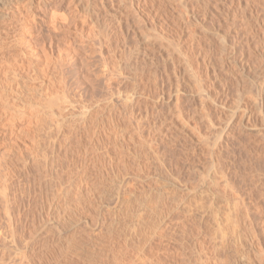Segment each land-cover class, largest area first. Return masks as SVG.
I'll return each mask as SVG.
<instances>
[{
    "label": "rangeland",
    "instance_id": "obj_1",
    "mask_svg": "<svg viewBox=\"0 0 264 264\" xmlns=\"http://www.w3.org/2000/svg\"><path fill=\"white\" fill-rule=\"evenodd\" d=\"M263 104L264 0H0V264H264Z\"/></svg>",
    "mask_w": 264,
    "mask_h": 264
},
{
    "label": "bare ground",
    "instance_id": "obj_2",
    "mask_svg": "<svg viewBox=\"0 0 264 264\" xmlns=\"http://www.w3.org/2000/svg\"><path fill=\"white\" fill-rule=\"evenodd\" d=\"M197 16H198V15H197ZM195 17H196V16H195ZM199 19H200V18H199ZM199 19H198V20H199ZM121 20H122V19H121ZM194 20H196V19H194ZM118 21H119V20H118ZM118 23H119V22H118ZM121 24H122V23H121ZM119 25H120V24H119ZM116 27H117V26H116ZM118 27H119V26H118ZM187 69H188V68H187ZM177 78H178V77H177ZM198 79H199V78H198ZM141 80H142V79H141ZM177 80H178V79H177ZM177 80H176V85L174 84L175 82L173 83V84L176 86V88H175L176 90H177L178 87H179V85H177V83H178L179 80H178V81H177ZM179 83H180V82H179ZM177 86H178V87H177ZM170 88H171V87H170ZM170 88H169V89H170ZM176 105H177V104H176ZM263 105H264V104H263ZM132 106H133V105H132ZM177 106H178V105H177ZM102 110H103V109H102ZM202 111H203V110H202ZM204 112H206V110H205ZM141 114H142V113H141ZM87 115H89V114H87ZM90 115H91V114H90ZM90 115H89V117H91ZM141 116H142V115H141ZM144 116H145V119H146V114H145ZM147 116H148V114H147ZM89 117H87V118L90 120ZM94 117H95V116H94ZM137 118H138V117H136V118H134V119H137ZM140 118H141V117H140ZM142 118H144V117H142ZM91 119H92V118H91ZM98 119H99V118H98ZM100 119H101V118H100ZM145 119H144V120H145ZM150 119H151V118H150ZM150 119H149V120H150ZM94 120H96V119L94 118ZM94 120H93V121H94ZM137 120L139 121V120H141V119L138 118ZM86 121H87V120H86ZM91 121H92V120H91ZM102 121H103V120H102ZM147 121H148V120H147ZM152 121H154V120H152ZM94 122H96V121H94ZM149 122H150V121H149ZM149 122H148V123H149ZM210 122H211V121H210ZM154 123H155V122H154ZM154 123H153V124H154ZM90 124H92V123L90 122ZM92 125H93V124H92ZM94 125H95V124H94ZM94 125H93V126H94ZM100 125H102V124L100 123ZM211 125H212V124H211ZM90 126H91V125H90ZM96 126H97V125H96ZM101 127H103V126H101ZM155 127H156V126H155ZM155 127H154V125H153V128H155ZM93 128L96 129V127H92V130H93V131L95 130V129H93ZM98 128H99V127H98ZM98 128H97V129H98ZM89 129L91 130V127H90V128L88 127V130H89ZM90 130H89V131H90ZM101 130H102V129H101ZM98 132H99V131H98ZM93 133H96V132H92V135H91V134H90V135L93 136ZM101 133H102V132H101ZM97 134H98V133H97ZM97 134H95V135H97ZM99 135H100V133H99ZM98 137H99V136H98ZM94 138H95V137H94ZM96 138H97V137H96ZM81 146H82V145H81ZM81 146H80V147H81ZM81 148H83V147H81ZM92 151H94V150H91V152H92ZM91 154H92V153H91ZM91 154H90V155H91ZM94 154H95V152H94L91 156H93ZM67 155H68V154H66V156H67ZM99 155H100V154H99ZM99 155H98V156H99ZM68 156H69V155H68ZM94 156H95V155H94ZM99 157L101 158V156H99ZM67 158H68V157H67ZM77 158H78V157H77ZM87 159H88V158H87ZM90 159H92V158H90ZM93 159H94V158H93ZM83 160H86V158H84ZM73 161H74V160H73ZM66 162H67V161H66ZM68 162H69V160H68ZM70 162H72V161H70ZM70 162L68 163L69 165H74V164H70ZM75 162H76V159H75ZM80 162L82 163L83 161H80ZM72 163H74V162H72ZM83 163H84V165H85V167H86V164H85L86 162L84 161ZM83 163H82V165H83ZM89 163H90V160H89ZM89 163H87V164H89ZM74 166H75V165H74ZM80 166H81V165H80ZM67 167H68V165H67ZM67 167H66V169H68ZM82 167H83V166H82ZM88 167H89V165H88ZM88 167H87V168H88ZM71 168H72V167L70 166V169H71ZM87 168H86V171H85V169L83 168V169H84V172H83V170H81L82 173L87 172V171L89 170V169H87ZM71 170H73V169H71ZM71 170H68V171H71ZM73 171H74V170H73ZM73 171H72V172H73ZM72 172H69L70 175L73 174ZM75 172H76V171H75ZM75 172H74V173H75ZM79 172H80V171H78V173H79ZM82 173H81V174L79 173V174L82 176ZM87 173H88V172H87ZM76 174H77V173H75V175H76ZM66 175H67V174H66ZM75 175L73 174V177H76V178H77V177L79 176V175H77V176H75ZM86 175H87V174H86ZM92 175H93V174H92ZM94 175H95V174H94ZM97 175H98V174H97ZM71 177H72V176H71ZM71 177L68 175L67 178L69 179V178H71ZM84 177H85V176H84ZM87 177H88V176H86V178H87ZM90 177H92V176L90 175ZM94 177H95V176H94ZM97 177H98V176H97ZM93 179H95V178H93ZM70 180H71V179H70ZM70 180H68V181L70 182ZM73 180H74V179H73ZM77 180L79 181L80 178L78 177ZM82 180H83V179H82ZM95 180H96V179H95ZM95 180H94V182H95ZM68 181H65V182L68 183ZM78 181H76V179H75L74 182H78ZM72 182H73V181H71L70 183H72ZM74 182H73V183H74ZM92 182H93V181H92ZM94 182H93V183H94ZM98 182L101 183V181H98ZM70 183H69V184H70ZM81 183H82L81 185H83V184L85 183L84 180L81 181ZM95 183H96V182H95ZM100 183H99V184H100ZM69 184H68V185H69ZM74 184H75V183H74ZM78 184H79V182H78ZM90 184H91V183H90ZM101 184H102V183H101ZM65 185H66L65 188H68V187L70 188V186H71L72 184H71L70 186H68V187H67V184H65ZM86 185H88V184H86ZM79 186H80V185H79ZM91 186L94 187L93 185H91ZM91 186L88 185L87 188L90 187V189H92ZM100 186H102V185H100ZM103 186H104V185H103ZM63 187H64V186H63ZM71 187L73 188V187H75V186L72 185ZM80 187H81V186H80ZM80 187L78 188L79 190H81ZM95 187H96V186H95ZM95 187H94V188H95ZM105 187H106V186H105ZM65 188H63V189H65ZM69 188H68V189H69ZM72 188H71V190H72ZM82 188H83V186H82ZM84 188H86L85 185H84ZM84 188H83V189H84ZM94 188H93V190H95V192H96L97 189H96V188L94 189ZM97 188H99L98 185H97ZM102 188H103V187H101V191H102L103 189H105V188H103V189H102ZM63 189H61V191H63ZM73 189H74V188H73ZM65 190H67V189H65ZM84 190H85L84 192H86V193L89 191L88 189H84ZM98 190L100 191V189H98ZM98 190H97V192H98ZM67 191H68V190H67ZM67 191H66V192H67ZM75 191L77 192L78 190H75ZM82 191H83V190H82ZM82 191H81V192H82ZM105 191H106V189H105ZM105 191H104V192H105ZM56 192L58 193L59 191L57 190ZM66 192H62V193L65 194ZM70 192H73V191H70ZM76 192H75V193H76ZM84 192H83V193H80V195H81V194H86V193H84ZM91 192H92V190H90V192H88V194L91 193ZM102 192H103V191H102ZM73 193H74V192H73ZM75 193H74L73 195H75ZM77 193H78V192H77ZM77 193H76V195H77ZM99 193H100V192H99ZM99 193H98V194H99ZM238 193H239V192H238ZM55 194H56V193H55ZM64 194H63V196H64ZM68 194L70 195V193H67V196H68V198H69L70 196H69ZM71 194H72V193H71ZM88 194H86V195H88ZM91 194H94V193H91ZM101 194H102V193H101ZM101 194H99V197H100ZM155 194H156V193H155ZM155 194H154L153 196L151 195V196L148 198V200H147V202H148V204H149V207H150V210H151V212H152V216H153V215L155 216V215L158 213V211L162 208V205L164 204L163 202L165 201V200H164V197H163V193H162V194H161V193H158V194H156V195H155ZM160 194H161V195H160ZM239 194H240V193H239ZM56 195H57V194H56ZM56 195H55V196H56ZM61 195H62V194H61ZM80 195H79V193H78V197H82V196H83V195H82V196H80ZM89 195H90V194H89ZM167 195H171V194H167ZM167 195H165V197H166L165 199H168V196H167ZM59 196H60V195H59ZM59 196H58L57 198H59ZM65 196H66V194H65ZM67 196H66V197H67ZM84 196H85V195H84ZM93 196H94V198H95V196L98 197L97 195H93ZM66 197H65V200H68V199H66ZM85 197H86V196H85ZM89 197H90V196H89ZM99 197H98V199H99ZM241 197H243V196H241ZM72 198H73V197H72ZM76 198H77V196H76ZM94 198H91V199H92V200H96V198H95V199H94ZM101 198H102V197H100V199H101ZM103 198L105 199V195H104ZM238 198H239V197H238ZM86 199H88V197H87ZM86 199H85V200H86ZM104 199H102V201H103ZM172 199H173V198H172ZM58 200H59V199H58ZM62 200L65 201L64 199H62ZM62 200H60V201H62ZM74 200H75V196H74ZM74 200H68V201H70V202H67V203H68V204H69V203H70V204H74L75 201H78V202H79V201H81V200H83V199L80 198L79 200H78V199H76L75 201H74ZM88 200H90V199H88ZM234 200H236V199L234 198ZM239 200H240V199H239ZM63 201H62V202H63ZM73 201H74V202H73ZM167 201H169V199H168ZM167 201H166V202H167ZM232 201H233V200H232ZM236 201H237V200H236ZM78 202H77V204H80V202H79V203H78ZM86 202H87V200H86ZM99 202H100V201H99ZM170 202H171V201H170ZM172 202H173V201H172ZM237 202H238V201H237ZM64 203L66 204V202H64ZM82 203H83V202H82ZM91 203H92V202H91ZM97 203H98V202H96V204H97ZM168 203H169V202H168ZM173 203H174V202H173ZM75 204H76V203H75ZM170 204H171V203H170ZM170 204H169V205H170ZM212 204H213V203H212ZM234 204H236V206H235L234 208H233V206H232V208H233L236 212H234V210H232V211H233L234 214H235V213L238 214V211H241V210L239 209L240 207H238V205H239L240 203L238 204V203H236V202L234 201ZM234 204H233V205H234ZM80 205L82 206V204H80ZM166 205L169 206L168 204L165 203L164 206H166ZM68 206H69V205H68ZM70 206H71V205H70ZM70 206H69V207H70ZM78 206H79V205H78ZM78 206H76V207L78 208ZM81 206H79V207H81ZM97 206H98V205H97ZM167 206H166V207H167ZM246 206H247V205H246ZM69 207H68V208H69ZM82 207H83V206H82ZM166 207H164V208H166ZM74 208H75V205H74ZM74 208H73V209H74ZM211 208H212V207H211ZM70 209H72V208H70ZM167 209H168V208H167ZM167 209H165V210H167ZM238 209H239V210H238ZM165 210H164V211H165ZM73 211H74V210H73ZM110 213H111V212H110ZM233 213H232V214H233ZM242 213H243V211H242ZM246 213H247V211L245 212V214H246ZM237 214H235V215H237ZM239 214H241V212H240ZM247 214H248V213H247ZM112 215H113V214H112ZM235 215H232V216L234 217ZM242 215H244V214H242ZM242 215H241V217H239V215H238V218H239V219H242V218H243ZM152 216H151V217H152ZM232 216H231V228H230V231L232 230V231L235 232V231H236V230H235V227H236V229H237L239 226L237 227V226H235L234 224L239 225L241 222H240L239 224H237V223H238V222H237L238 219L236 218V216H235V218H233ZM245 216H246V215H245ZM245 216H244V218H246ZM111 217H112V216H111ZM235 219H236V220H235ZM242 220H243V219H242ZM240 221H241V220H240ZM244 221H245V219H244ZM244 221H243V223H244ZM234 222H235V223H234ZM243 223H242V224H243ZM242 224H241V225H242ZM241 225H240V226H241ZM243 225H244V224H243ZM192 226H193V225H192ZM234 226H235V227H234ZM251 230H252V229H251ZM234 232H232V234H233ZM232 234H231V235H232ZM234 235H235V234H234ZM233 237H234V236H233ZM239 239H240V238H239ZM233 240H234V239H233ZM235 241L238 242L239 240H238V241H237V240H234V242H235ZM230 242H233V241H230L229 238H228V242H227L226 239H223V240H222L223 247H226V245H227L228 247H229V246L231 247L233 244H232V245H229ZM234 242H233V243H234ZM238 243H239V242H238ZM235 245H236V243H234V246H235ZM150 248H151V247H150ZM152 249H153V248H152ZM231 249H232V248H231ZM233 250H234V249H233ZM231 260H232V259H231ZM228 262H229V261H228ZM228 262H227V263H228Z\"/></svg>",
    "mask_w": 264,
    "mask_h": 264
}]
</instances>
